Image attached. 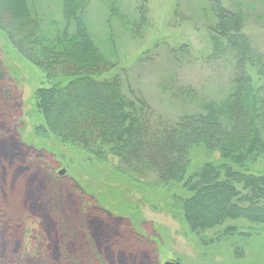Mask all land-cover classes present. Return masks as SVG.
<instances>
[{
  "label": "trees",
  "instance_id": "16d2710c",
  "mask_svg": "<svg viewBox=\"0 0 264 264\" xmlns=\"http://www.w3.org/2000/svg\"><path fill=\"white\" fill-rule=\"evenodd\" d=\"M91 1L62 0L60 21H51L45 30L27 0H0V37L23 64L41 72V85L32 94L41 121L34 128L35 134L77 148L98 163L116 159L133 178L153 176L157 184L180 185L187 197L177 200V208L188 232L205 247L225 242L233 258L242 259L257 233L225 225L245 222L264 227V168H251L258 161L264 162V53L243 34L242 13L225 8L222 0H203L214 20L207 29L209 58L228 59L231 64L225 97L220 102L204 101L189 88L172 90L173 99L196 100L202 112L181 116L172 124L162 120L154 123L145 103L126 95L118 76L107 77L117 63L114 56L101 51L91 35L86 21ZM146 13L144 6L138 7V22L129 25L132 33L143 28ZM113 15L116 9L112 7L109 19ZM13 95L0 61V141L10 134L11 118L3 109L5 104L14 109ZM16 143L17 148L0 152V161H8L20 183L26 178L37 185L46 181L48 189L43 195L48 194L49 205L45 206L55 217L61 246L65 240L68 244L69 240L78 242L71 247L73 252L62 253L57 248L56 261L49 256L41 264H101L98 252L102 248L89 240L86 215L96 213L104 223L103 216L116 220V212L104 209L92 195L101 208L87 206V192L79 183L70 176L58 178L35 157V149L40 147ZM4 148L0 146L2 151ZM193 149L204 150L219 163L207 161L195 170ZM1 188L0 184V248L4 240L12 247L16 231L24 229L26 214L42 210L41 198L39 195V200L28 199L20 205ZM63 190L75 200L74 210L79 215L74 222L62 212ZM114 192L116 202L119 191L116 188ZM114 192L103 194L112 196ZM115 204L120 211V204ZM67 221L70 226L64 224ZM208 233H212L210 237Z\"/></svg>",
  "mask_w": 264,
  "mask_h": 264
},
{
  "label": "rangeland",
  "instance_id": "374dc122",
  "mask_svg": "<svg viewBox=\"0 0 264 264\" xmlns=\"http://www.w3.org/2000/svg\"><path fill=\"white\" fill-rule=\"evenodd\" d=\"M27 2L45 30L51 21H60L62 0ZM222 4L229 10H240L243 34L258 52L264 53V3L222 0ZM140 6L147 11L146 23L138 34H134L129 25L138 22L136 11ZM112 7L116 9V16L109 19ZM86 21L101 51L116 60L117 67L107 77L118 76L126 95L145 103L152 122L162 120L172 124L181 116L202 112L196 100L173 99L172 90L189 88L199 99L213 102H220L227 94L231 64L228 59L214 61L209 58L211 48L207 29L214 20L203 0H92ZM15 55L12 47L0 37V61L7 84L14 93V109L8 104L3 109L11 118L10 134L1 139L0 146L5 145V148L0 152L11 150V146L17 148L16 141L31 148L33 145L40 147L35 149V157L52 168L58 178L70 176L79 183L88 193L85 196L87 206L96 209L102 206L111 213L120 212L114 213L117 218L111 221L100 215L104 223L96 213L86 215L85 231L90 242L102 248H95L99 250L101 264H163L172 260H178L180 264H264L263 226L245 222L225 225L257 233L250 240L245 256L234 259L225 242L205 247L188 232L177 208V200L187 197L180 185H160L153 176L133 178L116 159L108 158L106 163H98L77 148L62 145L52 137H38L34 128L41 121L34 110L32 94L41 85V72L23 64ZM191 155L195 170L207 161L219 163L217 157L209 156L202 149H193ZM7 162L0 161L2 191L20 205L41 198L42 210L32 209V213L26 214L24 229L16 231L12 247L5 245L4 240L0 264H41L40 261L49 256L56 261L57 248H61V252H73L71 247L77 241L69 240L68 244L65 240L66 244L61 246L55 217L45 206L49 205L48 194L47 197L43 195L48 189L46 181L40 183L44 187L27 178L23 179L26 182L20 183ZM251 168L261 171L264 162L258 161ZM116 188L120 211L115 204ZM104 191L114 194L104 195ZM91 195L97 197L100 206ZM62 200V212L65 211L70 222H74L79 214L74 210L73 196L63 190ZM64 224L70 226L68 221Z\"/></svg>",
  "mask_w": 264,
  "mask_h": 264
},
{
  "label": "water",
  "instance_id": "95a60500",
  "mask_svg": "<svg viewBox=\"0 0 264 264\" xmlns=\"http://www.w3.org/2000/svg\"><path fill=\"white\" fill-rule=\"evenodd\" d=\"M59 175H62V172H59ZM163 264H180L178 260L166 261Z\"/></svg>",
  "mask_w": 264,
  "mask_h": 264
},
{
  "label": "flooded vegetation",
  "instance_id": "af4514ba",
  "mask_svg": "<svg viewBox=\"0 0 264 264\" xmlns=\"http://www.w3.org/2000/svg\"><path fill=\"white\" fill-rule=\"evenodd\" d=\"M63 174V173H62ZM59 176H62V175H59Z\"/></svg>",
  "mask_w": 264,
  "mask_h": 264
}]
</instances>
